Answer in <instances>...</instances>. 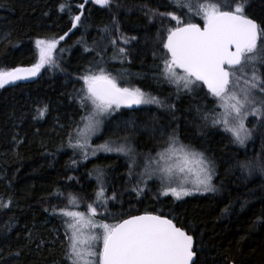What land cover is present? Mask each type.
I'll return each mask as SVG.
<instances>
[{"label":"trees","instance_id":"16d2710c","mask_svg":"<svg viewBox=\"0 0 264 264\" xmlns=\"http://www.w3.org/2000/svg\"><path fill=\"white\" fill-rule=\"evenodd\" d=\"M189 3L191 8L176 7L173 0H111L109 6L94 0H0V71L37 63V39L58 40L53 63L41 68L36 82L0 88V264H67V218L60 210L91 215L89 205L97 209L95 221L108 224L145 213L173 218L194 232L198 264H264V172L257 167L249 175L239 167L264 162L262 119L250 120L251 139L240 146L221 124L213 125L220 107L208 91L178 89L163 72L164 44L177 22L161 14L202 24L200 5L234 6V0H181ZM244 3L245 14L264 25V0ZM76 15L81 21L73 28ZM99 68L158 103L104 117L105 133L94 142L118 136L108 135L115 127L137 137L143 152L157 154L175 134L212 158L215 191L176 200L163 195L159 180H143V170L134 171L122 155L85 156L77 141L91 105H81L80 77ZM255 69L264 74V65ZM99 180L106 181L105 191Z\"/></svg>","mask_w":264,"mask_h":264},{"label":"snow or ice","instance_id":"6c2138e0","mask_svg":"<svg viewBox=\"0 0 264 264\" xmlns=\"http://www.w3.org/2000/svg\"><path fill=\"white\" fill-rule=\"evenodd\" d=\"M94 3L109 6L111 0H94ZM173 3L176 7H192L190 3L181 4V0H173ZM60 10L64 11V5L60 6ZM197 14H202L203 27L183 22L172 13L161 14L169 15L177 22L176 27L168 30L164 44L168 55L164 59L163 72L167 79L177 84L178 89L181 84L187 90H191L196 82L207 85L209 93L223 102L225 109L224 118L213 119V125L223 124L224 130L234 137V142L243 144L250 136L244 125V119L249 114L245 109L251 106L250 114L264 118V74H257L255 69L256 63L264 65V25L245 14L244 0H234V6L202 4ZM80 21L81 16L76 15L72 27L75 28ZM124 43H128L127 38ZM35 44L39 53L38 62L31 67L0 71V88L34 77L46 64L53 63L52 55L58 40L37 39ZM120 51L124 52V49ZM248 66H252L251 78L244 79L241 85V76L237 73L246 74ZM177 69H181L183 75ZM89 72L80 77L85 85L82 89L84 94L80 97L81 105L85 109H88L89 102L91 105L88 114L81 118L85 122L79 132L83 143L77 141V146L81 148L87 146V138L95 132L101 115L122 105L131 107L158 103L155 97L146 96L139 88L121 87L116 78L103 68ZM45 111L46 107L39 110L40 115L43 116ZM202 118L208 120L209 117L205 114ZM261 123L264 125V119ZM99 147L104 151H113L107 144ZM115 150L124 152L125 148L121 146ZM157 157L155 163L160 166L159 171L169 179L176 172L183 174L178 186L171 187L169 184L163 195L170 193L176 200H181L194 191L216 190L212 184V161L204 153L180 144L175 134L165 141L163 151L158 152ZM193 161L195 170L190 167ZM239 167L247 170L249 175L257 167L264 172V162L257 165L245 161ZM188 174L194 175V181L187 179ZM189 182L193 184L192 188L184 186ZM69 204L73 205L74 201L70 200ZM88 207L91 215L87 216L67 207L60 210V214L67 218L64 220L68 240L65 253L67 264H198L194 232L177 226L173 218L145 213L130 215L116 224L97 223L94 219L97 209L91 205ZM86 229L89 230L87 233ZM95 229L100 231H92ZM98 244H102V248H97Z\"/></svg>","mask_w":264,"mask_h":264},{"label":"rangeland","instance_id":"374dc122","mask_svg":"<svg viewBox=\"0 0 264 264\" xmlns=\"http://www.w3.org/2000/svg\"><path fill=\"white\" fill-rule=\"evenodd\" d=\"M258 45H259V42H258ZM256 66V64H255ZM252 67L249 66L248 67V70L246 72V74H242V73H237V75H240L241 76V85H243V80L244 79H250L251 78V75H252ZM180 75H183V71L181 69H177L176 70ZM259 72V71H257ZM258 74V73H257ZM175 85L176 88H178L176 86V83H173ZM179 89H182L184 91H188V92H199L200 90H206L208 91V88L202 83V82H196V84L192 85L191 86V90H187V89H184L182 87V84L181 86L179 87ZM143 92V91H142ZM145 93V92H144ZM146 96H149L151 97L149 94L145 93ZM210 96L211 93H209ZM214 99L217 100V103H218V107L219 108V111H218V119H223L224 118V115H225V109L224 107L222 106V103L221 101H219L216 97H214ZM152 103H149V104H140L138 105V107H142V106H149L151 105ZM258 106V105H257ZM121 108H123V106H121L120 108L118 109H114L112 111H110L109 113H105L103 115H101L100 117H98L99 119V124L95 130L94 133L90 134L87 138V146L82 148L84 150V152L87 153V155H93V152H95V154H98V153H102V154H111V153H116L118 155H122L124 156V158L126 159V161L129 162V166L132 167V169L136 172H138V170H143L142 172H138L139 174H142L141 175V178L145 181H148L146 177H151V178H154V179H157L159 180L160 182L158 184L164 186V189L167 188V186H170L171 187H177L178 184L180 183V177L181 175L183 174H180L178 172L174 173L173 177L171 179H169V177L165 176L163 173H161L159 171V167L155 161L158 159L157 157V154H153L151 153L149 150L148 151H145L143 152L142 149H140L141 146H139L142 142H140L139 144V139L137 137H129L130 135H127L126 132H122V130L120 129H117L115 130L116 128H110V131L108 132V135H111L112 133L114 134H118V136H108V137H105V140L99 142V143H95L94 141L97 140L98 138H100L104 133H105V130H104V122H105V119L104 117L108 116V115H112L114 114L115 112L117 111H120ZM250 110H251V106H248L246 109H245V112L249 113L248 115H246L245 119H244V125H245V128L249 131L250 127H249V123H250V120H253V119H258V118H261L263 119L261 116L259 115H252L250 114ZM104 119V120H103ZM229 119H231V117H229ZM221 127L224 128L223 124H221ZM84 128V125L82 127V129ZM81 129V130H82ZM80 132V131H79ZM227 133V131H225ZM228 134H230V136L233 138L234 140V137L232 136V134L230 132H228ZM250 136L245 140V142L243 144H240V143H237L238 145H244L246 142H248V140L250 141ZM80 143H83V138L79 135V139ZM180 143V142H179ZM107 144L109 147L113 148V151H104L103 149H101L99 146L100 145H105ZM139 144V145H137ZM180 144H183V143H180ZM184 145V144H183ZM123 146L125 148V151L124 152H118L116 151L115 149L117 147H121ZM195 151L197 152H202L200 150H197L195 148H193ZM163 151V150H162ZM204 153V152H202ZM204 155L212 161V164H213V177H212V184L214 186V176H215V169H216V165L214 163V161L212 160V158L205 154ZM190 167H192L194 170L196 168V165H195V162L193 161L192 164L190 165ZM101 172V170H99ZM139 178V183L140 185L142 186H145V181H143L140 177ZM137 178V179H138ZM187 179L189 181H194L195 177L194 175H191V174H188L187 176ZM99 187L101 188H104V191L106 189V186L104 185L106 183L105 180H99ZM162 182V183H161ZM104 183V184H103ZM185 187H188V188H192L193 187V184L191 182L189 183H186L184 185ZM212 192V191H211ZM114 193V192H113ZM206 193H209V192H193L192 195H203V194H206ZM111 195H114V194H111ZM187 197V196H186ZM1 203V201H0ZM80 212H83V211H80ZM85 213V212H83ZM85 215L87 216L88 214L85 213ZM97 223H104L102 221H96ZM89 230H85V232L87 233ZM94 232H98L100 231L99 229H95V230H92ZM97 248H102V244H98L97 245Z\"/></svg>","mask_w":264,"mask_h":264},{"label":"water","instance_id":"95a60500","mask_svg":"<svg viewBox=\"0 0 264 264\" xmlns=\"http://www.w3.org/2000/svg\"><path fill=\"white\" fill-rule=\"evenodd\" d=\"M250 18V17H249ZM252 19V18H251ZM200 25V24H199ZM201 27H203V25H201ZM234 50V49H233ZM22 67H31V65L30 66H22ZM39 75H40V71H39V73L36 75V76H34V77H30V78H28L27 80H20V81H16L15 83H12V84H19V83H21V84H27V83H33V82H35V81H37V79L39 78ZM137 107V105H132L130 108H136ZM150 214H154V213H150ZM138 215H143V214H138ZM155 215V214H154ZM127 219V218H126ZM175 223V222H174ZM178 226V225H177ZM180 227V226H179ZM233 264V263H232Z\"/></svg>","mask_w":264,"mask_h":264},{"label":"bare ground","instance_id":"6f19581e","mask_svg":"<svg viewBox=\"0 0 264 264\" xmlns=\"http://www.w3.org/2000/svg\"><path fill=\"white\" fill-rule=\"evenodd\" d=\"M257 22V21H256ZM258 23V22H257ZM32 66V65H31ZM41 74H42V69H40V75H39V78L41 77ZM38 78V79H39ZM37 79V80H38ZM36 82V81H35ZM34 83V82H33ZM19 84H21V83H19ZM19 84H7V85H10V86H17V85H19ZM28 84H30V83H28ZM138 107V106H137ZM232 264V263H231ZM234 264V263H233Z\"/></svg>","mask_w":264,"mask_h":264},{"label":"flooded vegetation","instance_id":"af4514ba","mask_svg":"<svg viewBox=\"0 0 264 264\" xmlns=\"http://www.w3.org/2000/svg\"><path fill=\"white\" fill-rule=\"evenodd\" d=\"M206 86V85H205ZM209 92V91H208ZM209 95V94H208ZM123 106V105H122ZM123 107H125V106H123Z\"/></svg>","mask_w":264,"mask_h":264}]
</instances>
